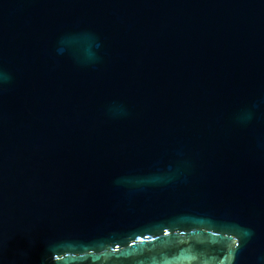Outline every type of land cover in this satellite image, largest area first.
<instances>
[{"label":"water","instance_id":"1","mask_svg":"<svg viewBox=\"0 0 264 264\" xmlns=\"http://www.w3.org/2000/svg\"><path fill=\"white\" fill-rule=\"evenodd\" d=\"M0 264H264V0H0Z\"/></svg>","mask_w":264,"mask_h":264}]
</instances>
